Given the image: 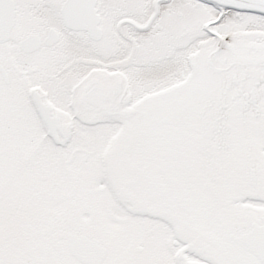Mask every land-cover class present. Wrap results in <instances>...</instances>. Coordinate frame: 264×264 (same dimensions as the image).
Returning <instances> with one entry per match:
<instances>
[{"label":"snow or ice","instance_id":"1","mask_svg":"<svg viewBox=\"0 0 264 264\" xmlns=\"http://www.w3.org/2000/svg\"><path fill=\"white\" fill-rule=\"evenodd\" d=\"M0 264H264V0H0Z\"/></svg>","mask_w":264,"mask_h":264}]
</instances>
